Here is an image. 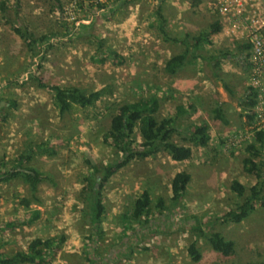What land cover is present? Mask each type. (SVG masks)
Returning a JSON list of instances; mask_svg holds the SVG:
<instances>
[{"label":"rangeland","instance_id":"rangeland-1","mask_svg":"<svg viewBox=\"0 0 264 264\" xmlns=\"http://www.w3.org/2000/svg\"><path fill=\"white\" fill-rule=\"evenodd\" d=\"M176 1L184 3L119 0L115 9L101 14L90 27L73 30L62 14L64 0H0V105L16 103V107L3 109L5 120L0 116V163L11 166L17 155L29 153L28 147L42 146L25 163L42 173L35 197L21 178L0 182V225L27 220L0 231V253L26 251L36 237L63 235L50 264H264V207L257 205L240 223L220 226L217 221L244 198L231 191L232 180L245 185V196L255 183L264 190V174L257 178L243 169V159L251 156L246 147L253 137L226 145L234 133L245 135L251 129L243 102L248 91L244 59L220 56L236 53L230 47L237 45L223 34L221 42L211 35V42H203L197 53L216 55L218 66L214 69L202 58L193 60L191 67L182 69L183 76L194 78L192 87L180 90V96L173 91L167 101L166 82L173 75L165 73V63L184 46L162 39L155 9L160 5L161 13L164 7L171 10ZM201 1L189 15L198 26L190 24L184 29L189 35L207 29L216 19L211 0ZM165 26L171 35L184 36L174 23ZM13 27L37 41L34 52L29 40ZM39 83L74 85L85 93L107 87L110 92L92 107L76 106L60 114L51 91ZM149 96L158 100L159 119L168 115L167 104L180 101L187 107L203 106L206 115L221 104L229 122H210L207 145L195 147L187 140L186 122L179 120L180 130L171 141L191 144L189 159L175 161L160 150L116 170L101 189L105 211L93 232L83 198L85 178L92 171L88 159L102 166L118 156L115 147L103 140L111 115L122 103ZM257 151L251 157L264 173V150L258 147ZM179 171L191 177L185 194L176 202L170 183ZM144 189L152 197L151 211L139 221L131 217V209ZM22 197L30 200L28 207L20 204ZM158 197L164 199V209L154 207ZM34 211L39 214L33 219ZM205 226L233 240L230 256L223 257L204 238H197L198 228ZM193 240L201 253L198 262L187 252Z\"/></svg>","mask_w":264,"mask_h":264},{"label":"trees","instance_id":"trees-1","mask_svg":"<svg viewBox=\"0 0 264 264\" xmlns=\"http://www.w3.org/2000/svg\"><path fill=\"white\" fill-rule=\"evenodd\" d=\"M188 1L191 7H197L201 3V0ZM160 9L161 6L157 5L155 16L158 19L156 28L159 35L165 41L177 42L184 46V49L180 53L172 55L166 61V70L170 73H175L180 69L189 67L193 60L197 58L206 60L215 69L219 64L218 57L216 55L204 57L199 55L197 50L200 49L203 42H211L209 37L220 30V24L217 18L209 24L207 29L201 30L196 35L186 33L182 38H179L168 32L165 26L166 19ZM84 28L83 26L80 27V29ZM13 30L21 38L29 40L28 44L31 47L30 49L34 52L37 41L32 39L29 33L19 27H13ZM44 39L45 37L40 38L41 41H44ZM109 54L116 57L113 51H109ZM221 55L228 56L229 53L223 52L220 53ZM39 86L47 87L51 91L54 103L58 107L60 114L70 111L76 106L81 108L92 107L105 94L110 92L107 87H101L100 89L85 93L80 87L74 85L63 87L57 84L44 85L43 83H39ZM224 87L228 89V86L224 85ZM243 102L246 108L245 117L248 120L249 126L253 129V141L246 147V150L253 157L258 154V147L264 150V131L254 128V113L251 110L254 100L251 97L249 89ZM158 106V100L154 96L139 98L138 100L119 105L117 110L111 115L109 129L103 134V140L110 142L115 147L118 156L102 166H98L91 159H88L92 171L85 178L87 189L83 194V198L86 200L90 223L94 226L93 232L99 228L105 211L101 189L107 179L116 170L126 166L133 160L154 156L160 150L166 151L171 159L175 161H183L191 157L192 148L190 146L176 144L171 141V136L178 130L177 120L179 116L194 112L195 107L188 105L185 108L182 105H177L172 116H165L159 119L157 117ZM5 107H16V103L7 102L6 106L0 105V116L3 117V120L7 117V113L3 111ZM214 115L216 119L221 120L223 123L228 122L221 104H217L214 107ZM185 131L189 135V141L195 147L206 146L210 139L209 128L205 124H188L186 125ZM138 134L140 135V140L137 139ZM41 148V144L28 147L29 153L17 155L11 166L5 167V162L2 161L0 163V182H8L16 178H21L23 182L27 183L32 196L35 197L38 184L42 180V173L33 167L25 165V163L30 161L31 153ZM251 156L243 159L244 171L254 173L257 178L263 177L264 173ZM190 177V174L185 171H179L172 177L170 183L172 200L177 202L183 197ZM260 185L262 184L255 183L252 185L249 188L248 195L245 196V185L237 179L232 180L230 183L231 191L238 198L243 196L244 198L241 201H237L232 209L218 217L217 221L219 225L226 226L229 223H240L255 210L257 205L264 207V190ZM29 203L30 200L28 198L22 197L20 199V204L24 207H28ZM151 203V194L149 190L144 189L133 201L131 217L140 221L150 213ZM154 207L164 209V199L158 197ZM38 214V211H34L32 218H37ZM143 221L146 222L147 219ZM21 223H27V220L20 221L19 219H15L5 221L3 225H0V231L3 229H12ZM200 237L204 238L212 249L219 252L223 257H228L233 252V240L226 238L220 231L214 228H208L207 226L198 228L197 238ZM196 240L189 243L187 252L193 261L198 262L201 259V253L197 247ZM63 241V235L47 238L36 237L29 242L26 251L19 250L10 255L0 253V264H50V258L57 252L59 245Z\"/></svg>","mask_w":264,"mask_h":264},{"label":"built area","instance_id":"built-area-1","mask_svg":"<svg viewBox=\"0 0 264 264\" xmlns=\"http://www.w3.org/2000/svg\"><path fill=\"white\" fill-rule=\"evenodd\" d=\"M119 0H64L62 14L71 29L88 28L103 13L112 11ZM220 32L240 47L246 63L247 87L254 103V128L264 131V6L261 0H211ZM1 89V85H0ZM253 136L234 133L227 147Z\"/></svg>","mask_w":264,"mask_h":264},{"label":"crops","instance_id":"crops-1","mask_svg":"<svg viewBox=\"0 0 264 264\" xmlns=\"http://www.w3.org/2000/svg\"><path fill=\"white\" fill-rule=\"evenodd\" d=\"M182 1H184V3L183 2L177 3V1L174 2L177 5H175V6L174 5H171L170 6L171 7V10H168V8H165V7L162 8V15L166 19L165 23H167L168 25H170V22L174 23L176 25L177 29L180 28V30H182L184 32L183 35H185L186 32H185L184 29L186 27H188L190 24H192L191 27H194V28L198 26L197 25V22L195 23V20L196 19H193V18L189 17V15L190 14L191 15L193 14V11L192 10L195 9V8H197L202 3V1H201V3L197 7H190L189 1L188 2H186V0H182ZM185 2L187 4L189 3L188 6L185 4ZM261 3H262V6H264V0H261ZM167 4L169 5L170 2H167ZM182 4H183V6L185 4L186 7H181ZM166 7H169V6H166ZM212 36L213 37H217V39L219 38L218 40L220 41L221 40V36H223V35L220 32V30H219L218 32L212 34ZM230 48L231 49L233 48L236 53L229 54L228 55L229 58L236 57V58H241L242 59L241 50H240V47L238 45L237 46L231 45ZM235 48H238V51H236ZM235 54H237V55H235ZM245 67H246V63H245ZM165 73L168 74V75L169 74L173 75V78L171 80H169V82H166V91H165L166 95L165 96L168 97L167 98V101H169V102H170L171 97H172V96H169V95H171L173 93V91H176L178 93V95L180 96V90H182L183 88H187V86L192 87V85H193L194 78H191V77H188V76H183L182 69L176 71L175 73H169V71L166 70ZM191 80H192V82H190ZM177 105H182L183 107L187 108L185 102L184 103H181L180 101H178V103H176V104H170V106L167 104V106H168L167 107L168 108V115L167 116H170V115L172 116L174 114V110H175V107ZM206 113H207L206 111L203 112V106H199L198 105V106H196L195 111L191 114V116H187L186 114L183 115V116H179L177 122L179 120H184L186 122V125L191 124V123H198V124L208 125L209 134H210L211 133V128H210L211 123L210 122H214V124H216L217 122H222V121L219 120V119H216L214 113H208L207 115H206ZM224 114H225V112H224ZM186 117H189V120H185ZM226 118H227V120H229L228 119L229 118L228 115L226 116ZM177 129L178 130L176 132H178L180 130L179 124H178V128ZM176 132H174V133H176ZM173 134L171 136V139L173 137ZM187 140H189V137L187 138ZM176 144H178V143H176ZM185 146H191V144L190 145H185Z\"/></svg>","mask_w":264,"mask_h":264}]
</instances>
